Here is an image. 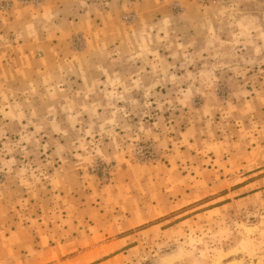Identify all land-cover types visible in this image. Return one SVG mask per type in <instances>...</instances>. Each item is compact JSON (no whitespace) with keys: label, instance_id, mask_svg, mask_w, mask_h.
Here are the masks:
<instances>
[{"label":"rangeland","instance_id":"obj_1","mask_svg":"<svg viewBox=\"0 0 264 264\" xmlns=\"http://www.w3.org/2000/svg\"><path fill=\"white\" fill-rule=\"evenodd\" d=\"M0 264H264V0H0Z\"/></svg>","mask_w":264,"mask_h":264}]
</instances>
